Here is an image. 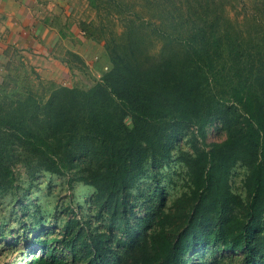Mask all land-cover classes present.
I'll use <instances>...</instances> for the list:
<instances>
[{
  "label": "trees",
  "instance_id": "obj_1",
  "mask_svg": "<svg viewBox=\"0 0 264 264\" xmlns=\"http://www.w3.org/2000/svg\"><path fill=\"white\" fill-rule=\"evenodd\" d=\"M80 26L106 41L111 62L94 85H60L45 100L32 89L0 92V198L19 194L18 166L94 187L91 216L67 220L53 243L37 234L39 249L23 250L19 264H186L203 246L264 264V47L225 82L220 73L234 66L220 58L244 52L215 32L191 38L132 24L118 40L104 24ZM146 39L162 45L153 52ZM212 123L224 139L208 142ZM177 153L186 183L168 205L161 169ZM240 161L245 196L230 184ZM147 179L160 200L134 221L133 189Z\"/></svg>",
  "mask_w": 264,
  "mask_h": 264
},
{
  "label": "rangeland",
  "instance_id": "obj_2",
  "mask_svg": "<svg viewBox=\"0 0 264 264\" xmlns=\"http://www.w3.org/2000/svg\"><path fill=\"white\" fill-rule=\"evenodd\" d=\"M99 5L97 8L90 0H79V14L90 21L104 24L118 40H122L126 26L134 24L150 28L164 27L171 33L191 38L194 33L215 32L223 40L221 43L224 48L228 40L238 43L244 52L241 56L228 57L223 54V58H220L222 62L230 60L234 66L220 73L228 76L225 82L235 74V68L251 63L257 56L255 50L264 47V0H99ZM197 39L200 40V37ZM105 43L96 40L88 43V57L75 54L70 64H47L43 68L35 64L37 69L18 60L7 64L0 71V92L7 90L24 94L32 89L45 100L60 85L89 88L111 65ZM144 45L157 52L162 41L146 39ZM126 120L131 124L130 116ZM225 137L221 126L218 127L216 123L209 126L208 142ZM185 146L189 148L190 144L185 143ZM16 173L22 185L18 186L19 194L15 199L12 196L0 198V264H19L23 250L28 253L38 250L40 244L36 242L37 234L53 243L52 238L63 234L67 220L75 216H91L87 199L94 192L93 186L82 182L70 185L65 176L47 171H39L31 176L22 166L17 167ZM246 173L247 167L240 161L230 176L232 188L243 196L246 195L243 188ZM160 176L166 188L167 203L171 205L182 193L186 183V167L179 160L178 153L161 169ZM155 188L153 179H147L138 189H133L138 202L133 214L134 221L144 216L147 209L160 200ZM59 256L64 258V253L59 252ZM241 256V251L222 249L213 252L211 249L205 250L203 246L186 256V264H209L216 259L223 264H239Z\"/></svg>",
  "mask_w": 264,
  "mask_h": 264
},
{
  "label": "crops",
  "instance_id": "obj_3",
  "mask_svg": "<svg viewBox=\"0 0 264 264\" xmlns=\"http://www.w3.org/2000/svg\"><path fill=\"white\" fill-rule=\"evenodd\" d=\"M79 0H0V71L16 60L70 64L72 56L88 57V39L80 20ZM86 60V59H85ZM37 69V67L35 66Z\"/></svg>",
  "mask_w": 264,
  "mask_h": 264
}]
</instances>
